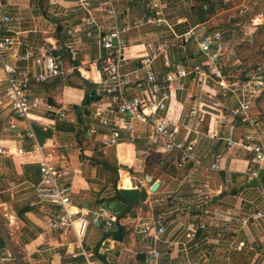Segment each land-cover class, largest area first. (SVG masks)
<instances>
[{
	"label": "crops",
	"instance_id": "0c3cea01",
	"mask_svg": "<svg viewBox=\"0 0 264 264\" xmlns=\"http://www.w3.org/2000/svg\"><path fill=\"white\" fill-rule=\"evenodd\" d=\"M90 1L97 27L83 24L86 11L80 0H0L11 16L9 34L16 39L7 60L37 72L40 68L33 59L21 60L18 55L43 49L60 56L64 73L44 82L32 81L30 91L33 97L67 112L66 117L52 120L41 107L42 122H33L31 136L28 121L11 110L5 72L0 68V264H85L83 256H73V232L49 228L58 208L38 197L44 159L70 171L76 206L95 209L103 197L115 204L121 226L110 230L99 222L87 228L84 245L98 252L93 258L108 264H146L148 252L157 248L163 252L162 264H207L205 257L211 263L264 264V215L250 216L254 210L264 212V162L259 179L249 178L246 171L252 154H235L226 141L252 130L251 120H255L257 142L264 145V122L257 105L249 111L251 119L243 120L231 113L238 103L234 95L223 99L216 84L201 85L194 75L181 77L173 82L171 97L158 115L172 127L188 124L189 128H180L179 136L195 143V164L179 165L176 152L149 147L146 136L151 128L141 122L134 123L141 138L123 132L117 145L104 147L102 138L110 134L112 125L103 120L115 117L116 103L100 84L99 34L110 27L111 19L99 9V0ZM149 1L120 0L118 22L147 12ZM162 1L178 34L191 29L197 34L216 29L224 33L228 48L222 61L230 76H243L255 64L241 47L255 41L264 23V0ZM128 38L124 71L139 68L133 77L145 76L139 56L150 41L169 43L165 54L171 65L164 63L163 56L155 63L160 78L175 66L190 67L207 60L193 39H177L164 24L134 28ZM91 91L101 99L88 100ZM138 92L136 83L124 88L127 97ZM214 98L223 100L222 114L207 106ZM194 105L203 109L198 117L189 115ZM44 123L51 125L45 129ZM211 131L221 138L213 137ZM216 153L222 154L221 167L212 169ZM147 175L160 183L157 190L148 191L145 202H125L120 188L139 185L149 190ZM195 221L206 226L191 236L187 226ZM143 222L164 223L160 241L137 232ZM116 233L124 234L122 241L113 238Z\"/></svg>",
	"mask_w": 264,
	"mask_h": 264
},
{
	"label": "built area",
	"instance_id": "2783aa9c",
	"mask_svg": "<svg viewBox=\"0 0 264 264\" xmlns=\"http://www.w3.org/2000/svg\"><path fill=\"white\" fill-rule=\"evenodd\" d=\"M80 2L86 11L83 24L89 27L99 26L91 1L80 0ZM119 2L120 0H99V9L111 19L110 27L99 34L102 48L100 84L116 103L115 117L111 120L107 118L103 120L106 124L112 125L110 134L104 135L102 138L103 146L117 145L123 132H128L134 139L141 138L143 134L137 132L134 125L135 122H141L150 125L151 128L150 133L146 136L149 147H155L157 150L165 152H176L179 165L195 164V143L179 136L180 128L182 126L189 128L188 124L181 123L172 127L166 118L158 115L159 111L166 107L171 97L173 82L181 77L194 75L201 85L206 84L207 81L216 84L223 99H226L230 94L236 97L238 103L231 108L232 115L241 116L243 120H247L251 119L249 111L253 106L258 105V99L264 93V60L249 66L244 71L243 76H230L225 72V64L222 61L223 53L228 45L224 33L220 29L202 34H197L194 29H191L184 34H178L164 11L165 7L162 0H150L147 5V12L126 19L123 24H120L117 9ZM10 23L11 16L0 5V68H3L5 72L7 96L12 112L28 121L30 134L33 136V122H42L43 117L39 114L41 107H44L46 117L52 120L67 116L65 110L47 104L41 98L33 97L30 91L32 81L44 82L62 75L64 62L60 56L47 53L43 49L40 52L28 49L19 54L18 58L21 60L33 59L40 68L37 72H32L29 67L10 63L7 60V55L16 42L15 37L9 34ZM149 24L168 26L174 36L182 41L193 39L200 52L206 57V62L190 67L175 66L166 73L164 78H160L155 69V63L163 56L164 63L167 66L171 65L168 56L165 54L169 43L167 41H150L146 44L144 53L139 56L140 69L145 71V76L143 78L139 75L133 77L132 74L137 72L139 68L135 71H124L126 53L129 47L128 33L134 28ZM139 79H143V81L138 82ZM130 83H136L140 89V92L133 97L124 95V88ZM207 106L222 114L221 110L224 103L220 98H214L211 104ZM201 111L203 112V109L200 105H194L189 115L190 117H198ZM251 123L252 130L239 138L230 136L226 138V141L228 149H232L233 153L252 154V162L248 165L246 173L249 178L259 179L260 166L264 162V145L257 142L258 123L255 120H251ZM50 125L43 124L45 129ZM210 133L213 137L221 138L216 131ZM221 157V153L213 155L212 169L221 167ZM40 176L41 179L37 186L39 199L53 202L58 208L49 220V228L73 232L76 243L73 256H83L85 264H108L100 257L93 258L95 253L98 255V252L89 251L84 245V238L91 223L102 222L110 230L121 226L115 215L112 202L107 197H103L95 209L76 206L73 202L70 171L56 166L49 160L44 159L41 162ZM262 215H264L263 211L254 210L250 213L254 219ZM246 222L247 220H244V223ZM157 223V225H151L148 222H143L138 225L137 232L150 234L158 242L165 232V225L162 222ZM205 226L203 222L195 221L187 226V229L193 236L198 229L205 228ZM162 256L161 250L153 248L148 252L146 264H162L160 262ZM204 262L207 264H231L229 261L211 263L208 257H205Z\"/></svg>",
	"mask_w": 264,
	"mask_h": 264
},
{
	"label": "water",
	"instance_id": "95a60500",
	"mask_svg": "<svg viewBox=\"0 0 264 264\" xmlns=\"http://www.w3.org/2000/svg\"><path fill=\"white\" fill-rule=\"evenodd\" d=\"M91 99L98 101L101 99V97L97 95L95 91H91L88 100ZM147 182L150 184L149 190L146 187H141L139 185L130 188H120L119 191L124 201L129 204H138L140 202H145L148 199V191H156L160 184L158 181L152 182V178L150 175H147ZM123 237V233H116L113 235V238L118 241H122Z\"/></svg>",
	"mask_w": 264,
	"mask_h": 264
},
{
	"label": "trees",
	"instance_id": "16d2710c",
	"mask_svg": "<svg viewBox=\"0 0 264 264\" xmlns=\"http://www.w3.org/2000/svg\"><path fill=\"white\" fill-rule=\"evenodd\" d=\"M243 52L247 53L254 63H258L264 60V23H262L257 31V36L253 43L247 45H242L241 49ZM258 105L261 108L262 114L260 115L261 120L264 122V93L258 99Z\"/></svg>",
	"mask_w": 264,
	"mask_h": 264
},
{
	"label": "rangeland",
	"instance_id": "374dc122",
	"mask_svg": "<svg viewBox=\"0 0 264 264\" xmlns=\"http://www.w3.org/2000/svg\"><path fill=\"white\" fill-rule=\"evenodd\" d=\"M262 13V17H261V19H262V21H264V10H263V12H261ZM53 32V31H52ZM256 109L259 111V115H261L262 114V112H261V108L259 107V105H257V107H256ZM36 131L39 133V131H38V129L36 128Z\"/></svg>",
	"mask_w": 264,
	"mask_h": 264
}]
</instances>
